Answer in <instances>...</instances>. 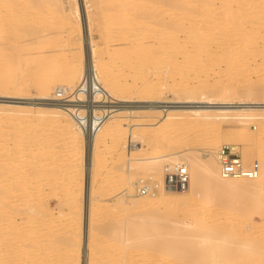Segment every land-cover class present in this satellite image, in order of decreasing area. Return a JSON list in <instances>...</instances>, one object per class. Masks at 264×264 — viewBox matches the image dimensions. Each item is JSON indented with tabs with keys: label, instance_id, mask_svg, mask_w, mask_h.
I'll use <instances>...</instances> for the list:
<instances>
[{
	"label": "rangeland",
	"instance_id": "obj_1",
	"mask_svg": "<svg viewBox=\"0 0 264 264\" xmlns=\"http://www.w3.org/2000/svg\"><path fill=\"white\" fill-rule=\"evenodd\" d=\"M56 1L58 2L61 0ZM121 1L122 0H70L69 3V0H63L61 1V5L55 2L57 6L53 4V6H56L53 7L51 6V4H47L49 0H47V2L45 0H30V2L33 3H27L25 7L20 8L22 11L20 9L18 10L17 8H14V12H17L16 16L19 18L17 20V26L20 27V31H16V34L19 33L20 35L18 34L16 37L19 39L21 38V41L24 39L22 41V44L26 45L25 49L27 50L25 51H28V54L33 53V56L31 55L32 57L28 56L26 58H23V62L21 65L18 66L16 64L14 68H11L12 70H10L12 72L11 76H14L13 78H15L13 82L15 89H24L25 86L28 92L20 94L17 92H0V173H2V171L4 170V173L8 175L6 178H2V176L0 175V206L3 203L5 206L7 205V209L3 206L0 207V264H126L125 262H123V259L128 256H131L132 261L134 260L131 264H144L145 262V264H189L190 262H188L186 259H184L186 261L184 262L183 259H175L173 256H169L168 253H154L152 251L150 252L149 250L138 251L133 247L134 245H131V243L129 245V243L127 242L128 240H130L131 242V239L133 237H138L143 233L146 236L151 235L149 236L150 238L148 237L147 239H150L148 241L150 246L153 247L154 244L157 245L160 243L161 237L154 236L153 239V235H155V232L152 230V222L145 221V219H149L150 217H155L157 220L164 219V221H167V223H169L168 221H172L171 223L175 224L170 223L169 225L173 227L181 226L183 228L185 227L184 225L197 226L203 223L204 225H200V227H205L203 228L204 230L198 229L202 233L198 232V230H195L190 235H188L187 240L190 241L189 244L188 242L187 245L186 242L177 243L178 245H183L179 246V248L183 249H194L195 247L199 248V246H201L203 243L205 244L208 239H211L213 246L209 254L213 253L219 255L220 253L222 254L224 252L223 254L229 255L231 250L235 248V242L240 239L243 240V238L245 237H249V239H252L253 241L262 240V242H264V213H262L261 211V209H264V202L263 204H261L262 201L260 200L261 202L257 203L256 201H251L248 198H238L236 194H230V196L225 192V197L223 195L224 193L222 194L223 197L220 196L221 194L211 195L209 196L208 200L205 199V201L203 202L202 200L206 198V196H204L206 192L201 191L195 198L190 200L191 202L189 205H186L183 208H179L181 205L183 206L180 201L177 202V204L175 201L168 204H162L159 203V200L157 199V204H155V206L157 208H160L157 209L158 211H160V213H164H162L163 217L157 216V212H155L153 216H151V214L141 215L139 216L140 219H138V221L135 220V223L142 221V224L137 228V231L131 230V223L128 222L130 223L128 225V223L125 224L124 222L128 217L126 210L124 211L125 207H123L122 205H118L116 202L114 203L112 201L117 197V195L125 190V188L127 187L126 183H129L131 185L133 183H138V181L140 180H146L148 178H153L155 181L161 178L157 173H152L148 169L142 167H136L134 170H132L130 178H128L129 176L127 175V165L129 164V161L131 162L136 159L142 160L144 155L149 158H154V156L156 157L157 150H160L162 144L164 145L165 143L164 139L169 140V143H165V145L167 144L166 146L164 145L165 147H173V150L168 148V150L165 151H170L168 152L170 157L171 153L173 152V154L177 153L178 155H182L184 157H196V155L200 151L209 148V141H221V143L223 142V145L221 146L227 145L231 146L232 148L237 147V151L233 153L237 154L239 158H241L245 167L250 169L253 165L257 164V161L260 162L259 159L261 157H264V153H259L254 149V151L251 150L252 148H248L249 146L253 147V145L255 144V141L251 137L245 139L238 138L234 140L226 137V131L230 132L235 127H239L241 125L240 122L223 123L222 126L225 129V133L217 130L213 132H205L203 131L204 129L198 128L197 130L196 127H194L196 128L195 130L193 127H189V130L187 128L184 129L175 127L176 130L174 129L171 134L166 135V132L171 128L169 123H164V121H161L159 119H153L149 121H132L130 119H127L126 123L124 121L125 126L108 122L107 125H105L104 127L102 126L100 130L101 134L100 136H98V162L95 167L96 173L95 179L93 180L94 195L92 197L95 198L94 200H96V202L93 200L96 205L94 203L93 204L96 207L92 208L90 211V217L93 221V229L95 228L92 233L94 236L93 246L95 247V249L93 252L91 251L92 249L90 246V237L87 238L84 233V199L88 198V191H86V186L90 181L87 177V172L89 170L87 142L86 137L83 136L84 131L72 114L73 107H79V104L83 101V95L80 91L81 89L76 91L77 86L76 89L74 87V92L68 90L67 88L63 89L61 91H65L67 94L74 93L75 95L73 100L68 101L69 103H65L58 98V95L61 91L41 93L38 87L30 84L32 78L34 79L36 68L39 66V60L43 63V67L49 73L48 76L52 77V79L57 76L56 74L61 72L63 67H68L67 76L69 75V81L73 82L75 81V78H73L75 70L79 66V59L82 57L84 60H87L86 67H88V62L90 61L89 50L93 49V53L97 54V57H100L98 59L102 61V63L104 62L105 64L108 62L107 66H110L111 71L110 77L113 76L109 80H112L115 82V84H118L117 86H111L112 84H110L109 82L108 85L115 92L102 94L105 100L98 101V104L94 105V107L101 109V112H98V114H110L113 113L110 111H113L112 109H114V107L129 106L132 103H135L136 106H146L150 109L155 110L147 113L160 114L162 113V110L167 107L184 105H181L182 103H179L177 97L171 98V93L169 91H165L161 96H155L152 99L153 102L147 103L148 100L144 99L145 96H143L145 92L144 90L146 89L145 86H149V84L154 85L156 82V84L168 82V84L170 85L173 84L172 82L174 81L185 83L187 80H189H186L185 78H195L198 75L202 76V74H194L196 73V69L198 68L197 66L192 65L189 60L186 61V56L184 55L185 52H187V55L190 54L191 56L192 54V56H196V58L198 56H201L200 54H202V57L207 56L208 60L210 59L209 61H211V59L213 60L215 58L213 55L215 52V54L218 55L223 53V50L227 49L224 47L228 46L230 48V46H232V50H234V48L240 47L239 42H237L239 38H232L233 40L230 39V42H226L225 44H223L224 46L220 42L222 39L220 40L219 37H221V35L225 33L224 29H220V27H222V25L225 23L224 21H226V15L224 13H226L225 10L227 6L224 4L225 2L223 3L224 0H208V5L206 4L205 6L204 2H207L206 0H183L184 2H192L188 13H184L178 8L171 7L172 4H175L178 0H169L170 4L162 7L161 11H158V13H161L160 22L163 26L161 29H164L169 33L176 34L177 31H180L177 27L180 24H184L188 27V29L192 31H194L195 29H200L206 36V39L210 38L209 41L212 39L211 42L213 43V45L210 44L211 42H209L208 50L213 53L205 54L202 51L198 52L197 50H194V47L199 46L201 43L200 41L195 42V40H190L191 42L188 41L189 39H187L186 37V32L190 30L186 29L185 31H181L179 34H177L179 40L183 44V47H186L184 48V52H181L180 55L178 54L176 55V57L171 56L170 58L166 57L167 59L164 58V60H162L163 62H161L160 64L159 62L157 63L159 65L158 67L155 64H146V66H132L131 68L129 62L122 60V57L118 56L117 54H122L124 52H127V50H132L133 46H136L137 43L139 44L143 42L146 46L148 45V43H152V40L145 39V41L144 39H141L139 37V35L141 37L144 36V30H142L143 28H140L139 26L133 28V33H129L128 29H126L127 27L124 25L122 26V23H120L119 21H112L114 25L111 22L108 24V21H106L105 19L107 15H112L113 17L117 16L118 18H120L125 14L124 10L126 11L127 9L133 8L131 7V5H129V8L124 9L123 7H121L122 5L119 4L121 3ZM146 1L150 0H133L132 3L137 6L138 10V8L141 9L143 7H147ZM210 2H212L213 5H211ZM46 5H48L49 7H46ZM231 5H233V8L237 7L236 4L234 5L232 3ZM68 7H71L75 11L77 9L78 11L76 15L74 14V11L73 14L70 13V15L68 14V17H65L64 11L65 9H68ZM212 8L214 9V12ZM58 9L59 13L56 12ZM210 10L212 11V13L208 15V13H206L205 11L209 12ZM19 11L20 13L18 14ZM138 15L140 18H143L147 15V12L140 10L138 12ZM206 15H208V17H206ZM121 19L125 21V16L121 17ZM192 21H203V23L200 25L201 28L196 27L195 25L194 27L191 24ZM216 22L218 23L216 24ZM232 22L233 24L235 23L234 21H231V23ZM214 23L216 25H214ZM190 25H192V27L194 28H189ZM205 25H207L208 27H206ZM210 25L213 26V28H210ZM17 26L16 28H18ZM248 26L249 27H247V29L250 30L251 26ZM4 28L5 27H1L0 29V43L3 40L9 38L12 31L10 28L7 30H5L6 28ZM139 28L141 29V31H139ZM218 28L219 30H222V32L219 31ZM213 29L215 32L212 31ZM209 33L215 34L211 35ZM130 34L132 35V37L130 36ZM249 34H251V31L247 32V35ZM207 35L211 36L208 37ZM128 36L130 38H128ZM183 37L186 39H184ZM138 38L143 41H138ZM144 41L147 43H145ZM183 42H185L186 44ZM216 42H218V44ZM194 44L197 45L195 46ZM258 44L261 48L263 42L260 41ZM190 45L191 48L187 47ZM158 46L160 45H157V47ZM156 49H153L152 52L154 53ZM158 49L160 50V47H158ZM159 50H157V52ZM208 50L204 51L208 52ZM114 57H116V59ZM31 58L34 59V61H32L33 63L31 61L28 62V60ZM24 59H26V61ZM183 59H185V61ZM119 61L121 63H119ZM126 65L130 66V68H128ZM222 65L224 64L220 65L214 63L212 67H209L213 68L214 70L211 69L210 73L212 75L209 76L208 80L212 84L220 82L222 83V87L230 91L232 85V83L230 82L231 80H229L225 74H222L223 76L221 74H218L220 73L218 71L222 72L225 70V66ZM160 66L164 67H162L163 70ZM185 66L188 68H186ZM190 66L196 68L194 69ZM218 66H220L221 69H219L220 67ZM16 67L17 69H15ZM135 68L137 70H135ZM138 70L141 72H139ZM151 70L152 72H150ZM113 71L116 73H114ZM260 71L262 72L261 74L252 75L251 78V80L253 79L252 82L257 84V96L256 98L251 99L253 101L252 104L248 106L242 105L244 109H264V69L261 68ZM136 72L139 75L136 74ZM166 74L169 77L167 76V79L165 80ZM258 75H261V78L263 79L262 82L257 81V78H260L258 77ZM146 76H148V78ZM157 76H159L160 78ZM182 76L188 77L184 78ZM112 78L115 79L113 80ZM122 80H124L125 83ZM143 80L144 82H142ZM193 82L196 83V81ZM126 87L128 90H125ZM248 87H250V85H248L247 88ZM246 94L244 95L245 97L248 96V93ZM247 98L248 97L244 98V101H249V99ZM196 106L202 105L198 103L193 105V107ZM207 106L213 109L215 108L214 106L217 105L209 104ZM239 106V104H225L217 108H239ZM23 116L26 119L22 120L21 118ZM8 117H14L18 121H15L14 123H8L5 121ZM110 117L111 116H109V118ZM129 123H133L135 126L137 125L139 126L138 128H141L143 130L139 131L137 134L136 132L131 133L130 130L126 127V125ZM40 127H44V129L41 130L43 132L40 133L43 135L45 134L44 136H40L38 134L39 129H41ZM250 127L254 130L259 129L257 131H261L263 128L259 124V122H255ZM27 129V133L30 135L21 136V133L23 131L26 132ZM157 130L159 133H157ZM29 131H31V133H29ZM138 134H140V138L137 140L136 137L138 136ZM254 135H258L256 131ZM132 136L134 137L132 138ZM161 140L163 143L161 142ZM262 140L264 144V137L262 138ZM133 142L137 144L139 143L138 145H136L139 146L140 149H138L137 151H131L130 144H132ZM220 149H217V152H219ZM245 152H248V155H244ZM251 152L253 155H251ZM135 154L136 156H134ZM258 155L260 158L258 157ZM248 156H250V158ZM133 157L136 159H131ZM3 165L5 167H3ZM163 166H166V164H164ZM1 189H3L4 191ZM129 189H131L130 193L135 195L132 191V186L131 188L129 187ZM75 193L78 194L79 197H77ZM219 196L221 199L219 198ZM228 196L230 197L229 199H232L229 200L227 198ZM75 198L78 200V203H71V201ZM216 198L217 200H215ZM218 198L221 200V202L218 200ZM223 198L224 200L227 199L225 203L223 202ZM80 199L82 200V202L80 201ZM140 199H146V201L142 200L140 204L151 201L147 200V198ZM238 199L242 201L239 200V203V201H237ZM214 203L216 204V206ZM233 203L235 205L238 203L236 205H239L238 208H233ZM255 204L258 205V208L257 206L254 207L253 211L250 210L246 212L248 209L243 210L248 205L253 206ZM184 208L186 211L184 210ZM240 209L242 210V212H240ZM30 211L34 212V214H31ZM238 211L240 212V214ZM243 216L248 217L246 218ZM202 220H204V222H202ZM236 228H239L240 231L234 232L233 230ZM166 230L169 229L167 228ZM170 231L171 230L165 232L171 233ZM125 233H128L126 237H124V235H126ZM172 233H174L172 234L173 236L175 235V237H178L180 239H182L183 237V235H181V233L179 232V234H177V232L175 231ZM199 236H201V238L202 236H206L207 238L199 239ZM130 246H132V248ZM203 248L204 246L202 247V249ZM236 250H233L232 253L236 252ZM232 253L229 257L230 259L232 258L231 256L235 254ZM234 256L235 257L233 258H236V254ZM147 257H151L152 260ZM191 263L193 264V262ZM202 264H204L203 261Z\"/></svg>",
	"mask_w": 264,
	"mask_h": 264
},
{
	"label": "bare ground",
	"instance_id": "obj_2",
	"mask_svg": "<svg viewBox=\"0 0 264 264\" xmlns=\"http://www.w3.org/2000/svg\"><path fill=\"white\" fill-rule=\"evenodd\" d=\"M45 1L47 2V0H45ZM61 1H63V0H61ZM61 1L57 2L56 0H52V1L49 0V2L47 4L48 5L51 4V6H53V4L56 5V3L61 5L62 4ZM65 1H67V0H65ZM132 1L133 0H122L121 3H119L122 5V6L121 5L120 6L123 7L124 9L129 8V5H131V7H133L132 9H127L126 11L124 10L125 14L122 15L121 17L125 16V21L122 20L121 17L120 18H118L117 16L113 17L112 15H107V14H106L107 17H105V19H106V21H108V24L110 22L113 23L114 21H116V22L119 21L120 23H122V26L124 25L127 27L126 29H128L129 33H133L132 32L133 28L136 26L143 28L142 30H144L143 31L144 36L141 37L139 35V37L141 39H144V40L150 39V40H152L151 41L152 43H150V44L148 43V45L145 46V44L143 42H141L143 44L139 43L140 45L136 42L138 45L136 44V46H135L133 44L135 47L133 46L132 50H127V52H124L122 54H117L118 56L122 57V60L128 61L131 68H132V66L133 67H141L142 65L146 66V64H152V65L155 64L158 67L159 65L157 63L159 62V64H160L161 62H163L162 60H164V58L167 59L166 57L170 58L171 56L176 57V55H178V54L180 55L181 52H184V50H185L184 48H186V47H183V44L179 40L177 34H179L181 31H185L186 29L187 30H190V29H188V27L185 26L184 24H180L177 26L178 30H180V31H177V34L176 33H169L167 31H165L164 29L163 30L161 29L163 27L162 23L160 22L161 13H158V11H161L162 7L169 5L170 4L169 0L146 1L147 7H143L141 9L138 8V10H137V6L134 5V3H132ZM206 1L207 2H204L205 3L204 6L208 3V0H206ZM27 3L32 4L33 2L31 3L30 0L29 1L28 0H0V29H1V27H5L6 28V29L4 28L5 30H7L9 28L12 30L9 38L3 40L0 43V92H6V93L17 92L19 94L28 92L27 88H25L24 85H23L24 89H22V88L15 89V86L13 83L15 78H13L14 76L13 77L11 76L12 72L10 71V70H12L11 68H14V66L16 64L18 66L21 65L23 62L22 61L23 58H26L28 56L30 57L31 55L33 56V53L28 54V51H25V50H27V49H25L26 45L22 44L23 43L22 41L24 39L21 41V38L19 39L16 37L19 34V33L16 34V31L17 30L20 31V27L17 26V20L19 18L16 16L17 12L16 13L14 12V8L15 9L17 8L19 10L20 8L25 7L27 5ZM69 3H70V0H69ZM210 3H211V5H213L212 2H210ZM223 3L227 6V8H226V10L224 9L226 11V13H224L226 15L225 16L226 21H224L225 23L223 25H222L223 20L221 21L222 22L221 25L223 28L220 27V29H224L225 33H223L221 35V37H219L220 40L222 39L220 42L223 45L226 42H230L229 40L232 38H239L237 42H239L240 47L234 48V50H232V46H230V48L228 46L224 47L227 49L223 50L224 52L221 54H218V55L215 54L216 53L215 52L213 54L215 58L213 60L211 59V61H209L210 59L208 60L207 56L202 57L203 56L202 54H200L201 56H198L196 54L199 57V58L198 57L196 58V56H192V54H191V56H190V54L187 55L186 54L187 52H185L184 55L186 56L185 57L186 61L189 60L192 63V65L197 66V68H198V69H196V73H194V74H202V76L198 75L195 78H185L188 76H185V77L182 76L186 80L189 79L185 83L184 82H182V83L176 82V81L172 80L174 82H172L173 84H171V85L168 84V82H165V83L160 82L161 84H156L157 83L156 82L155 83L156 85L155 84L154 85L149 84V86H145L146 89L144 90L145 92H144L143 96H145L144 99L148 100L147 103L153 102L152 99L155 96H161V95H163V93L165 91H169L171 93L170 94L171 98L177 97L179 100V103H182L181 105H184V106L167 107V108L163 109L162 113H160V114L147 113V112H151V111H155V110L150 109L146 106H136L135 103H132L129 106H116V107H114V109H112L113 111H110V112H113V113H110L111 115L107 114L108 116H111V117L105 122L103 127L105 125H107L108 122L114 123L116 125L118 124V125L125 126L124 124L126 123L127 119L128 120L130 119L132 121H141V120L142 121H149V120H153V119H159L161 121H164V123H169L171 128H173V129L170 128V130L168 129L169 131L166 132V135H169L174 131L175 127L184 128V129L187 128L188 130H189V127H193V128L196 127L197 130H198V128L199 129L201 128V129H204L203 131H205V132L206 131L207 132L208 131L213 132L215 130L220 131V132H224L225 129L222 126L223 123H225V122H232V123L240 122L241 125L239 127H235L230 132L229 131H226V133L224 132L226 137H228L229 139H233V140L238 139V138L239 139L240 138L245 139V138L251 137L255 141V144L253 145V147L249 146L248 148H252L251 150L254 149L255 151H257L259 153H264V144H263V140H262V138L264 137V109L263 110L244 109V107H243V106H248V105L252 104L253 101L251 99L256 98V96H257L258 88H257V84L252 82L253 79L251 80L252 75L261 74L262 72L260 71V69L261 68L264 69V23H263L264 22V0H224ZM232 3L234 5L236 4L237 7L233 8V5H231ZM48 5H46V7ZM191 5H192L191 1L184 2L183 0H178L175 4H172L171 7L178 8L181 11H183L184 13H188ZM56 6H53V7H56ZM200 8H199V10H200ZM213 8H215V7H213ZM221 8H222V6H221ZM88 10H89V8H88ZM140 10L146 11L147 15L143 18H140L138 15V12ZM203 10H204V8H203ZM74 11H75L74 9H72L71 7H68V9H65V11H64V16L68 17V14L69 15H70V13L73 14ZM77 11L78 10L76 9V11L74 13L75 15H76ZM56 12L59 13V9ZM205 12L208 13V15L212 13L211 10L209 12H207V11H205ZM213 12H214V9H213ZM19 13H20V11L18 12V14ZM108 14H110V13H108ZM20 15H22V14H20ZM208 15H206V17H208ZM213 18H214V16H213ZM216 19H218V18H216ZM231 21H234L235 23L233 24V22L231 23ZM209 22H211V21H209ZM202 23H203V21H192L191 24L193 26L195 25L196 27L201 28L200 25ZM217 23L218 22H216V24ZM205 24H206V20H205ZM216 24L214 23V25H216ZM113 25H114V23H113ZM192 25H190L189 28H191ZM248 25L251 26L250 27L251 29L249 28L250 30L247 29V27H249ZM16 26L19 29L16 28ZM25 26H27V25H25ZM205 26L208 27L207 25H205ZM194 27H192V28H194ZM206 27H204V28H206ZM210 28H213V26L210 25ZM21 29H22V27H21ZM108 29H110V28H108ZM169 30H171V29H169ZM218 30H219V28H218ZM139 31H141V29ZM212 31H214V29ZM219 31L222 32V30H219ZM226 31H228V32H226ZM248 31H251V34L247 35ZM186 33H187L186 37H187V39H189L188 41L195 40V42L200 41V43H201L199 46H196L197 44L196 45L194 44L196 46V47L193 46L194 50H197L198 52L202 51L205 54L206 53H209V54L213 53V52H210V50H208L209 42H211L212 39L209 41L210 38L209 39L207 38L208 39L207 40L206 36L202 33V30L195 29L194 31L190 30ZM211 33H209V34H211ZM121 34H123V33H121ZM213 34H215V33H213ZM213 34H211V35H213ZM211 35H209V36H211ZM130 36L132 37L131 34H130ZM179 37H180V35H179ZM109 38H111V37H109ZM128 38H130V37L128 36ZM141 39L138 38V41H140ZM184 39H186V38H184ZM135 41H137V40H135ZM141 41H143V40H141ZM260 41L263 42V45L261 46V48L259 47V44H258ZM185 42H187V41H185ZM185 42H183V43H185ZM218 42H216V43L218 44ZM145 43H147V42H145ZM216 43H215V45H216ZM188 44H189V42H188ZM210 44L213 45L212 42ZM157 45H160V46H158V47H160V50L158 49ZM237 45H238V43H237ZM131 47H132V45H131ZM187 47L191 48V45L187 46ZM153 49H156L154 53L152 52ZM239 49H242V50H239ZM157 50H159V51L157 52ZM204 50H208V52L204 51ZM89 52H90L89 53L90 54L89 55L90 61L88 62V67H86L87 60H84L82 57L79 59V66L75 70V73L73 76V78H75L76 83H75V81H73V82L69 81V77H68L69 75L67 76L68 67H63L61 72L56 74L57 76H55L52 79V77L48 76L49 73L43 67L44 66L43 63L40 62V60H39V62H38L39 66L36 68V72L34 74V79L32 78V81L30 80L31 81L30 84H33L34 86L38 87L40 89L41 93H48V92H52V91H61V90L66 89V88L68 90L74 92L76 89V86H77L76 91H78L83 86V84L87 81V86L89 88V95H87V101L90 102L91 104H93V103L98 104V101H104L105 99L103 98L102 94L115 92L108 85L109 82H110V84H112L111 86H117L118 84H115L114 81L109 80L113 76L110 77L111 71H110V66H107L108 62L105 63L106 65L104 64V62L102 63V61H100L98 59L100 57L99 56L97 57V54L93 53V49L92 50L90 49ZM121 52H119V53H121ZM188 52H191V51H188ZM109 54H111V53H109ZM209 56H211V55H209ZM116 57H114V58L116 59ZM182 58H184V57H182ZM31 59H29L28 62L34 61V59H32V60ZM24 60L26 61V59H24ZM183 60L185 61V59H183ZM173 61H175V60H173ZM152 62H156V63H152ZM166 62H167V60H166ZM119 63H121V62L119 61ZM214 63L220 64V65L224 64L222 66H225V70L222 72L218 71L220 73H218V72L217 73L221 74V75L225 74L226 77H228V79L231 80L230 82L232 83V85H231L230 91H228L226 88L222 87V83H220V82L215 83V84H212L209 82V80H208L209 76L212 75L210 72H211V69H213V68H209V67H212L214 65ZM187 64H189V63H187ZM254 64H255V66H254ZM108 65H110V64H108ZM189 65H191V64H189ZM130 66H127V67L130 68ZM149 66H151V65H149ZM163 66H165V65H163ZM163 66H160L161 69ZM17 67L15 69H17ZM121 67H123V66H121ZM169 67H171V66H169ZM190 67H192V66H190ZM218 67H220V66H218ZM20 68H22V67H20ZM173 68H174V66H173ZM186 68H188V67H186ZM192 68H194V67H192ZM147 69H149V68H147ZM219 69H221V67ZM135 70H137V69L135 68ZM158 70H160V69H158ZM162 70H160V71H162ZM215 70H217V69H215ZM139 72H141V71H139ZM150 72H152V70ZM114 73H116V72H114ZM123 73H125V72H123ZM158 73H159V71H158ZM164 73H165V71H164ZM21 74H23V73H21ZM136 74H138V73L136 72ZM143 74H145V73H143ZM189 74H191V73H189ZM159 76H162V75H159ZM159 76H157V77H159ZM167 76L168 75L166 74L165 80L167 79ZM133 77H135V76H133ZM137 77H139V76H137ZM146 77L148 78V76H146ZM153 77H155V76H153ZM258 77H260V78L255 77L258 79L257 81L262 82L263 79L261 78V75L260 76L258 75ZM170 79H171V77H170ZM124 80H122V81H124ZM176 80H177V78H176ZM182 80H184V79H182ZM193 81H196V83H194ZM142 82H144V80ZM169 82H171V81H169ZM124 83H125V81H124ZM15 85H16V83H15ZM248 85H250V87L247 88ZM74 87H75V89H74ZM93 87L96 89L98 88V92H96L95 94H92ZM133 87H134V85H133ZM142 87H144V86H142ZM114 88H116V87H114ZM142 89H144V88H142ZM125 90H128L127 87ZM140 91H143V90H140ZM61 92H63V91H61ZM81 93L83 95L82 96V100H83L82 102H84V101H86V97L84 96L82 91H81ZM246 93H248V96H246V97H248L247 99H249V101H244L245 100L244 98H246L244 95ZM197 103L201 104L202 106L193 107V105L197 104ZM209 104H215L217 106H214L215 108L212 109L211 107L207 106ZM225 104H239L240 106H239V108H237V107L222 108V109L217 108V107H220L221 105H225ZM74 109H76V107H73V110ZM78 110H81V108H78ZM100 110L101 109L93 107V111L96 113V115H98V112H101ZM101 114H103V113H101ZM21 119L23 120L26 118H24V116H23ZM5 121L8 123H14L15 121H18V120H16V118H14V117H12V118L8 117V118H6ZM124 121H125V123H124ZM255 122H257V123L259 122V124L263 127L261 131H257L259 129L254 130L250 127ZM126 127L130 130L131 133L136 132V134L139 131L143 130L141 128H138L139 126H137V125L135 126L133 123L127 124ZM196 128H194V130ZM42 129H44V127L39 129V132H38V134L40 136L45 135V134L44 135L40 134L43 132V131H41ZM255 131L258 134L257 136L254 135ZM27 132H28V129L26 130V132L23 131L21 133V136L30 135ZM29 133H31V131H29ZM157 133H159L158 130H157ZM83 134H84L83 136L86 137V142H87L88 163H89V170L87 172V177H88V180H90L86 186V188H87L86 191H88V198L84 199L85 200V213H84L85 231H84V233L87 236V238L90 237V246L92 249L91 251L93 252L95 247L93 246L94 245V241H93L94 236L92 233H93L95 228L93 229V221L91 220V217H90V211L92 208L96 207L95 206L96 204L93 202V200L95 198H92L94 195L93 194V190H94L93 189L94 188L93 187V180L95 179V173H96L95 167H96V164L98 162V158H97V148H98L97 145H98V140H99L98 136H100L101 132L100 131L98 133L96 132L93 135L91 133H86V132H84ZM139 135L140 134H138V136ZM34 136H37V135H34ZM134 136H132V138ZM138 136L136 137L137 140L140 138V136L139 137ZM161 138H162V136H161ZM137 140H136V142H137ZM161 142H162V140H161ZM164 142L169 143V140L164 139ZM165 143H164V145H165ZM222 143H221V141L216 142V140L209 141V145H210L209 148L206 150L200 151L196 155V157L195 156L184 157L182 155H178L175 152L177 154V156H176V154H173L174 153L173 151H172L173 153H171V157H170V155L168 153L170 151H168V152H165V151H167L168 148L173 150V147L172 148H170L169 146L165 147L167 144L165 146L162 144V147L160 148V150H157V153H156L157 155H156V157L154 156V158H152V157L149 158L146 155H144L146 157L143 156L142 160H137L134 157L131 158V159H136V160H133L131 162L129 161V164L127 165V175L129 176L128 178H130V174H131L132 170H134L136 167H142V168L148 169L152 173H157L159 175V177H161V178L159 180H157L156 183L162 185L163 180H164L163 179V177H164L163 176V174H164V168L163 167H165L163 165L166 164V166H172V165L185 166V168L188 170V172L190 174V179H191V176H192V179L190 180L189 189L185 192H173L170 190L160 189L155 195H150V196H146V197L138 194V190H137V186H136L137 183H133L131 185L129 183H126V186L128 188L126 187L127 189L125 188V190L122 193H120L119 195H117V197L115 199H113V201H112L114 203L116 202L118 205H122L123 207H125L124 211L126 210V212L128 214L126 221H124L125 224L130 222L131 223V230L137 231V228L142 224V221L135 223V220L138 221V219H140L139 216L148 215V214H151V216H153V214L155 212H157V216L163 217L164 213L163 212L160 213V211L157 210L160 208L159 207L157 208L155 206V204H157V199L159 200V203H162V204H168V203L173 202V201H175L177 204V202L180 201L183 204V206L180 204L182 207L180 206L179 208H183L186 205H189L191 202L190 200L195 198L201 191L206 192L204 195V196H206V198H204V200H202L203 202L205 201V199L208 200L209 196H211V195H216V194L220 195L221 194L220 195L221 197H223V195L225 197V193L226 194L228 193L229 195L230 194H234V195L236 194L238 198H248L249 200L256 201L257 203L262 201L261 204H263V202H264L263 201L264 200V157L260 158L259 157L260 154L258 155V157L260 158L259 159L260 162L257 161V164L259 165V167H258L259 176L257 179H254V180L224 179L223 175L221 173V168H220V163H219L220 155H219V152H217V149L224 147V146H221V145H223ZM136 144L137 143H135V142L130 144V146H131L130 150L131 151H133V150L137 151L138 149H140V147L137 146L139 143L137 145ZM163 147H165V148H163ZM175 148H177V147H175ZM232 149H233L234 153L237 151V147H233ZM252 152H251V155H253ZM245 153H244V155H248V152L246 154ZM249 154H250V152H249ZM134 156H136V154ZM178 156H180V157H178ZM261 156H263V155H261ZM248 157L250 158V156H248ZM3 167H5V166L3 165ZM4 172L5 171L3 170L2 173H0L2 178L3 177L6 178L8 176ZM4 180H6V179H4ZM91 182H92V184H91ZM131 186H132V191L135 195L130 193L131 189H129V187L131 188ZM1 190H3V189H1ZM9 191H11V190H9ZM76 195H77V197H79L78 194H76ZM220 196H219V198H220ZM140 198H147V200H151V201H147L148 203L144 202V204H142V203L140 204V202L142 200L146 201V199H140ZM219 198H218V200L221 202V200H220L221 198L220 199ZM227 198L229 199L230 197L228 196ZM231 199H229V200H231ZM215 200H217V198ZM223 200H224V198H223ZM226 200H224L223 202L225 203ZM233 200H234V198H233ZM239 200L240 199H238L237 201H239ZM77 201L78 200L75 198L74 200L71 201V203L72 202L78 203ZM80 201L82 202L81 199H80ZM94 201L96 202V200H94ZM219 201H217V202H219ZM240 201H242V200H240ZM240 201H239V203H240ZM245 204H247V203H245ZM252 204H250V205H252ZM236 205L234 204L233 208L234 207L238 208L239 205L238 206H236ZM1 206L6 208L7 205L5 206L3 203V204H1ZM215 206H216V204H215ZM248 206L245 207L243 210L248 209L246 211V212H248L250 210L253 211V208L256 206L258 208V205H256V204L253 206H249V208H248ZM71 209H73V208H71ZM184 210H185V208H184ZM0 211H1V209H0ZM261 211H262V213H264V209L263 210L261 209ZM28 212H29V210H28ZM240 212H242V210ZM240 212H239V214H240ZM30 213L34 214V212H32V211H30ZM35 213H36V210H35ZM205 213H207V212H205ZM243 217H246V216H243ZM155 219H156L155 217H150L149 219H145V221L152 222V230L155 232L154 233L155 235H153V239H154V236L155 237L156 236L161 237L160 243L159 244L156 243L157 245L154 244L155 246L153 245V247L150 246L149 242H148L150 239L149 240H147V239L151 235L146 236L143 233L144 236H143V234H141L142 236L139 235L138 237H135V238L133 237L131 239V242L127 238V240H128L127 242L129 243V245L131 243V245H134L133 247L135 249H137L138 251L139 250H144V251L149 250L150 252L152 251L154 253L155 252H162V253H166V254L168 253L169 256H171V257L173 256L175 259H183V260L186 259L188 262H190L189 264H192L191 262H193V264L194 263L195 264H202V261L204 262V264H264V242H262V240L261 241H259V240L253 241L252 239H249V237H245V238H243V240L240 239L237 242H235V248L237 250L233 247L232 248H233V250H236V252H234L236 254V258H233V257H235L234 256L235 254L232 253L233 250H231L229 255L223 254L224 252L222 254L220 253L219 255L213 254V253L209 254V252L213 246L211 239H208L206 242L204 241L205 244L203 243L201 245L202 247L204 246L203 249L201 246H199V248L195 247L194 249L193 248L183 249V248H179V246H183V245H178L177 243L186 242V245H187V242H188V244H189L190 241L187 240L188 235H190L195 230H198V229L201 230V229L205 228V227H203V228L200 227V225L203 226L204 224L202 223V224L197 225V226L184 225L185 227L182 228L181 226L180 227L179 226L173 227V226L169 225L172 221L171 222L168 221L169 223H167V221L165 222L164 219L163 220H161V219L155 220ZM202 222H204V220H202ZM130 223H128V225ZM171 224H175V223H171ZM167 228L169 230H171L170 231L171 233L165 232V231H169V230H166ZM91 229H92V232H91ZM89 230H90V232H89ZM199 230H198V232L202 233ZM174 231L177 232V234L181 233V235H183L182 239L175 237V235L173 236L172 234H174V233H172V232H174ZM233 231L238 232L240 230H239V228L238 229L236 228ZM89 233H90V235H89ZM127 234L124 235V237H126ZM169 234H171V235H169ZM200 238H201V236H199V239ZM205 238H207V237L202 236L201 239H205ZM152 243H155V242H152ZM88 244H89V242H88ZM130 247L132 248V246H130ZM200 252H203V253H200ZM231 253L234 254L231 256L233 258V260H232V258L231 259L229 258ZM91 255H93V254H91ZM134 255H137V254H134ZM147 258L152 260L151 257H147ZM133 261H132L131 256L125 257L123 259V262H125L126 264L127 263L131 264ZM153 261H154V259H153ZM184 262H186V261L184 260Z\"/></svg>",
	"mask_w": 264,
	"mask_h": 264
},
{
	"label": "built area",
	"instance_id": "obj_3",
	"mask_svg": "<svg viewBox=\"0 0 264 264\" xmlns=\"http://www.w3.org/2000/svg\"><path fill=\"white\" fill-rule=\"evenodd\" d=\"M85 84V85H84ZM80 88L86 97V101L81 102L79 107L73 110L72 114L76 118L78 124L82 130L92 135L98 133L105 122L109 119V116L105 114H98L93 111V107L96 104H91L87 101V95H89V88L87 81ZM98 92V88L92 90V94ZM74 93L67 94L65 91L60 92L58 98L69 103L74 99ZM106 105V104H104ZM78 108H81L79 111ZM220 155V168L224 179H236V180H254L259 176V165H253L250 168L245 167L241 158L237 154L233 153L231 146H224L219 151ZM163 184L156 183L152 178L146 180H140L136 186L138 194L141 196L155 195L160 189L170 190L173 192H185L190 186V174L185 166L172 165L164 167Z\"/></svg>",
	"mask_w": 264,
	"mask_h": 264
}]
</instances>
